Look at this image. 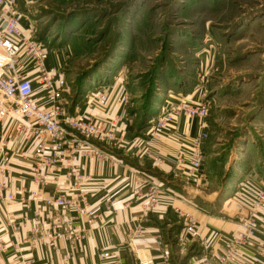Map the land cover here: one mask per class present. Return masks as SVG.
I'll use <instances>...</instances> for the list:
<instances>
[{
  "label": "rangeland",
  "instance_id": "obj_1",
  "mask_svg": "<svg viewBox=\"0 0 264 264\" xmlns=\"http://www.w3.org/2000/svg\"><path fill=\"white\" fill-rule=\"evenodd\" d=\"M16 4L24 33L42 42L47 54L52 49L66 58L60 67L72 100L118 81L139 134L172 95L209 105L201 179L177 177L170 188H199L194 201L214 210L212 204L236 198L243 183L256 182V166L264 172V0ZM201 249L178 264L200 259Z\"/></svg>",
  "mask_w": 264,
  "mask_h": 264
},
{
  "label": "crops",
  "instance_id": "obj_2",
  "mask_svg": "<svg viewBox=\"0 0 264 264\" xmlns=\"http://www.w3.org/2000/svg\"><path fill=\"white\" fill-rule=\"evenodd\" d=\"M65 60L50 49L46 64L60 68ZM118 83L104 89L109 97L105 106L88 103L87 96L72 100L70 88L65 91L66 112L70 116L82 114L105 121L114 127L120 144L81 140V148L88 156L78 150L62 162L54 158V164L42 169V187L35 181L40 166L35 155L39 141L25 140L16 134L14 123H25L23 119L15 118V122L11 120L0 127V146L2 142L6 144L10 158L9 192L15 196L14 201L0 203V238L6 246L11 242L8 215L20 224L16 245L8 247L0 264H22L21 261L31 264H139L144 258L153 259L156 264H178L183 255L193 257L194 248L199 247L202 248L201 258L194 257L187 264H203V259L222 256L227 241L242 230L239 215L243 208L249 207L251 197L264 187V172L256 166V182L243 183L245 189L239 188L232 203L229 200V203L212 204L214 210L197 205L194 199L199 188L188 184L182 192L170 188L168 183L174 185L178 177L174 170L175 157L189 146L191 137L198 131V122L181 116L169 132L151 140L145 131L138 133L130 110L116 104L120 97L128 95L116 88ZM152 112L155 114L158 110L152 109ZM117 117L122 120L114 124ZM44 142L45 157L53 158L50 139L44 138ZM95 150L100 156L90 155ZM156 157L162 158V164H154ZM150 183L161 188L162 198L159 206L146 211L142 207L143 199L137 201L135 196L138 186L143 184L146 199L145 191ZM58 197L76 204L67 209L56 206L53 201ZM49 201L52 203L48 204ZM144 214H148L147 217ZM69 218L85 232V239L75 244L67 239L51 243L41 236L42 230L63 224ZM189 220L197 223L199 236L188 237L182 245L178 238L185 237ZM138 226L143 232L132 243L130 234ZM263 229L264 209L258 218V235L249 245L237 250L231 264H261L264 256L258 253V247ZM102 252H113L116 258L103 259ZM15 256L21 261H15Z\"/></svg>",
  "mask_w": 264,
  "mask_h": 264
},
{
  "label": "built area",
  "instance_id": "obj_3",
  "mask_svg": "<svg viewBox=\"0 0 264 264\" xmlns=\"http://www.w3.org/2000/svg\"><path fill=\"white\" fill-rule=\"evenodd\" d=\"M21 19L22 14L17 10L16 0H0V127L11 120L15 122V118L25 121V123H14L15 132L25 140L39 141L35 155L40 160V166L37 169L38 175L35 181L42 187L44 181L42 169L54 164V158L62 162L67 156H74L78 150H83L81 140L110 143L115 146H119L120 142L116 140L114 127L109 126L105 121L82 114L70 116L66 112L64 93L69 86L65 73L61 67L47 66L46 47L33 38L30 32L24 33ZM103 91L104 89L90 92L87 95L88 103L107 105L109 97ZM40 95L41 99L38 98ZM128 103V95H123L116 102L120 107H126ZM209 109L206 102L191 103L184 99L175 100L171 96L161 107L159 115L150 121L146 130V136L155 140L169 132L181 116L198 122V131L191 137L189 146L175 157V174L187 182H199L202 176L204 147L209 137L203 120L208 116ZM121 120L122 117L115 118L114 124L120 123ZM44 138H49L52 143L53 158L45 157L47 149ZM0 152V203H5L14 201L15 196L9 192L11 166L6 144L3 142ZM83 155L88 156V153L83 150ZM90 155L100 156V152L95 150ZM153 162L155 165H160L163 160L156 157ZM145 192L146 199H144V186L140 184L135 196L137 201L143 199L141 202L144 210L151 211L161 204V188L158 185L148 184ZM51 203L48 202V204ZM82 203L87 205L84 200ZM53 204L67 209L76 203L58 197ZM249 204V207L243 208L239 215L242 230L227 241L224 254L213 260L204 259L203 264H231L237 250L249 245L250 241L258 235V218L264 209V187L251 197ZM147 215L144 214V217ZM36 219L38 220V217ZM7 226L11 234L9 246H14L20 224L8 215ZM185 230V237L178 238V242L182 245L186 243L188 237L193 239L199 236L198 225L193 220L188 221ZM41 232V236L51 243L67 239L75 244L86 238L85 232L72 218ZM142 232L141 226L131 232V242L133 243ZM9 246H6L0 238V260ZM258 253L264 256V229ZM101 258L113 260L116 256L113 252H102ZM14 260L21 261L17 256ZM21 263L31 264L26 261ZM139 264H156V262L153 259L144 258ZM261 264H264V260Z\"/></svg>",
  "mask_w": 264,
  "mask_h": 264
},
{
  "label": "bare ground",
  "instance_id": "obj_4",
  "mask_svg": "<svg viewBox=\"0 0 264 264\" xmlns=\"http://www.w3.org/2000/svg\"><path fill=\"white\" fill-rule=\"evenodd\" d=\"M231 201V200H230ZM230 201H228V203L230 202ZM227 204V203H226Z\"/></svg>",
  "mask_w": 264,
  "mask_h": 264
}]
</instances>
